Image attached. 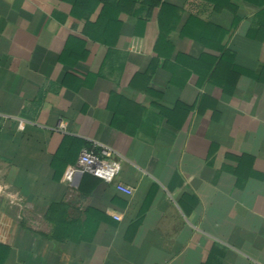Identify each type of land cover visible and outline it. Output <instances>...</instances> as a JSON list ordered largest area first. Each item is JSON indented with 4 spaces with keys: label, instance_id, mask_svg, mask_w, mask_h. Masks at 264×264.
Masks as SVG:
<instances>
[{
    "label": "crops",
    "instance_id": "1",
    "mask_svg": "<svg viewBox=\"0 0 264 264\" xmlns=\"http://www.w3.org/2000/svg\"><path fill=\"white\" fill-rule=\"evenodd\" d=\"M103 1L0 0V264H264V0Z\"/></svg>",
    "mask_w": 264,
    "mask_h": 264
},
{
    "label": "built area",
    "instance_id": "2",
    "mask_svg": "<svg viewBox=\"0 0 264 264\" xmlns=\"http://www.w3.org/2000/svg\"><path fill=\"white\" fill-rule=\"evenodd\" d=\"M120 172L121 161L118 154L108 146L95 143L91 148L81 150L77 166L68 170L65 180L73 184L77 176L91 175L106 184H115L118 192L131 196L133 190L130 187L115 183Z\"/></svg>",
    "mask_w": 264,
    "mask_h": 264
},
{
    "label": "trees",
    "instance_id": "3",
    "mask_svg": "<svg viewBox=\"0 0 264 264\" xmlns=\"http://www.w3.org/2000/svg\"><path fill=\"white\" fill-rule=\"evenodd\" d=\"M129 1H133V0H129ZM103 2L105 9L103 10V13L101 14L99 20L96 22L97 24L94 25L90 24L88 28L98 29V27L104 26L108 23L109 20L107 18L108 16L107 14H109L110 11H113L114 9L113 4L114 2H116V0H104ZM134 2H139L143 8L147 9L150 15L156 14L159 28L161 31L171 29V26L175 19V8L173 6L163 2L162 0H134ZM97 4H98L97 0H77L76 5L74 6V11L76 12L77 10L80 9V10H87L88 13H93L95 11ZM104 21L105 24L102 23ZM89 36L93 41L99 40L97 36H94L92 34H89ZM160 40H162V37L160 38ZM92 145L93 144H86L80 149V152L83 148H91Z\"/></svg>",
    "mask_w": 264,
    "mask_h": 264
},
{
    "label": "clouds",
    "instance_id": "4",
    "mask_svg": "<svg viewBox=\"0 0 264 264\" xmlns=\"http://www.w3.org/2000/svg\"><path fill=\"white\" fill-rule=\"evenodd\" d=\"M69 179H71V177H69Z\"/></svg>",
    "mask_w": 264,
    "mask_h": 264
}]
</instances>
